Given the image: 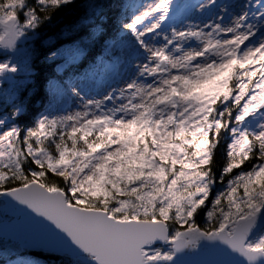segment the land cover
Returning <instances> with one entry per match:
<instances>
[{"label":"snow or ice","instance_id":"1","mask_svg":"<svg viewBox=\"0 0 264 264\" xmlns=\"http://www.w3.org/2000/svg\"><path fill=\"white\" fill-rule=\"evenodd\" d=\"M0 256L264 264V0H0Z\"/></svg>","mask_w":264,"mask_h":264},{"label":"trees","instance_id":"2","mask_svg":"<svg viewBox=\"0 0 264 264\" xmlns=\"http://www.w3.org/2000/svg\"><path fill=\"white\" fill-rule=\"evenodd\" d=\"M49 42H53L54 43L55 42V36L53 35L52 32H49V31L46 30V37L44 38L43 43L45 45H47ZM52 71L53 72L56 71L55 64L52 65ZM43 75L44 76H48L49 75V71L47 69H44ZM253 79H255V77ZM42 107H44V105L40 102L39 99H37L35 101V103H32L30 105V114L27 117L29 123L31 122V120L35 116V114L38 113ZM224 162H225V160L223 159V157H221L219 166L222 167ZM248 166H249L248 163H246L245 167H248ZM50 175H52V174L50 173ZM15 258H16L15 256H8L7 257V259H15ZM4 261H5V257L4 256H0V264H4Z\"/></svg>","mask_w":264,"mask_h":264},{"label":"rangeland","instance_id":"3","mask_svg":"<svg viewBox=\"0 0 264 264\" xmlns=\"http://www.w3.org/2000/svg\"><path fill=\"white\" fill-rule=\"evenodd\" d=\"M181 2H183V0H181Z\"/></svg>","mask_w":264,"mask_h":264}]
</instances>
